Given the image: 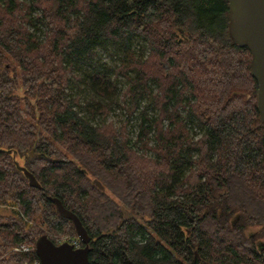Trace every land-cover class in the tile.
<instances>
[{"label":"trees","instance_id":"16d2710c","mask_svg":"<svg viewBox=\"0 0 264 264\" xmlns=\"http://www.w3.org/2000/svg\"><path fill=\"white\" fill-rule=\"evenodd\" d=\"M227 13V0H0V264L38 259L42 234L77 237L49 196L85 228L89 264H264V122ZM101 41L119 50L112 73L75 74ZM113 104L123 120H106Z\"/></svg>","mask_w":264,"mask_h":264},{"label":"water","instance_id":"95a60500","mask_svg":"<svg viewBox=\"0 0 264 264\" xmlns=\"http://www.w3.org/2000/svg\"><path fill=\"white\" fill-rule=\"evenodd\" d=\"M227 6L229 37L236 45L248 47L252 56L251 73L258 83L256 106L260 119L264 122V0H227ZM35 154L32 147L29 156L32 157ZM16 166L23 171L30 187L40 188L39 182L31 172L18 163ZM93 183L103 189L99 180L93 179ZM48 198L62 217L72 221L83 246L75 248L67 242L55 244L46 234H42L34 242V250L40 264H89L90 237L79 218L67 209L59 198L53 196ZM208 210L206 208L204 213ZM124 217L128 218L126 214Z\"/></svg>","mask_w":264,"mask_h":264},{"label":"rangeland","instance_id":"374dc122","mask_svg":"<svg viewBox=\"0 0 264 264\" xmlns=\"http://www.w3.org/2000/svg\"><path fill=\"white\" fill-rule=\"evenodd\" d=\"M37 33L38 32H36V34ZM38 36H41V35H38ZM142 44H143V42H141L139 39H137V38L133 39V46L135 49H138V47ZM96 51H97V59L99 60V62H95L93 65H89L88 63H86L82 59H78L75 57L72 58V63L74 64L75 74H84V73H87L88 71L89 72L92 71L94 68L104 70V71H108V72L112 73V68L117 66V64L119 62L120 53H119L118 48L109 41H101V44L97 46ZM101 64H104V67ZM11 74H12V72H11ZM124 82H125V77L119 75L118 80H117L118 87L122 86L124 84ZM71 92L80 94L82 102H85V100L88 99L89 91L86 89L84 84H80V87H78L77 84H71ZM32 101L34 102V100H32ZM136 114L133 115L130 123L133 124L136 121ZM126 115H127V112L125 111V109H122L117 104H113V105H111L110 115L106 117V120L107 121L113 120L115 122H118L119 120H123L126 117ZM96 120H97V118H96ZM131 129L133 130L132 127H131ZM32 157H30V158H32ZM93 179H95V178H93ZM93 179H92V182H93ZM124 214H126L127 216H129V215L132 216V213L129 214V212L127 210H124ZM62 235L68 236L66 234H61L60 232H58L57 236H54V239L57 241L56 244L60 243L61 238L64 237Z\"/></svg>","mask_w":264,"mask_h":264},{"label":"built area","instance_id":"2783aa9c","mask_svg":"<svg viewBox=\"0 0 264 264\" xmlns=\"http://www.w3.org/2000/svg\"><path fill=\"white\" fill-rule=\"evenodd\" d=\"M62 236H64V235H62ZM62 242L70 243L75 248L80 247L81 243H82L81 240L78 237L74 238V237H71V236H64L60 240V243H62ZM12 250L13 251L28 252L30 250V247L28 245H26V244L21 243V244H19L17 246H14L12 248ZM23 264H40V262H39V259H33L32 261H25V262H23Z\"/></svg>","mask_w":264,"mask_h":264},{"label":"flooded vegetation","instance_id":"af4514ba","mask_svg":"<svg viewBox=\"0 0 264 264\" xmlns=\"http://www.w3.org/2000/svg\"><path fill=\"white\" fill-rule=\"evenodd\" d=\"M256 244L259 250L264 251V241L263 240L256 242Z\"/></svg>","mask_w":264,"mask_h":264}]
</instances>
